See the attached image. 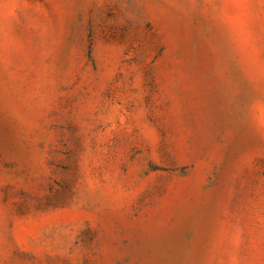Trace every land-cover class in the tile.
<instances>
[{
    "label": "rangeland",
    "instance_id": "374dc122",
    "mask_svg": "<svg viewBox=\"0 0 264 264\" xmlns=\"http://www.w3.org/2000/svg\"><path fill=\"white\" fill-rule=\"evenodd\" d=\"M0 264H264V0H2Z\"/></svg>",
    "mask_w": 264,
    "mask_h": 264
},
{
    "label": "clouds",
    "instance_id": "9594fccd",
    "mask_svg": "<svg viewBox=\"0 0 264 264\" xmlns=\"http://www.w3.org/2000/svg\"><path fill=\"white\" fill-rule=\"evenodd\" d=\"M0 2H2V0H0Z\"/></svg>",
    "mask_w": 264,
    "mask_h": 264
}]
</instances>
